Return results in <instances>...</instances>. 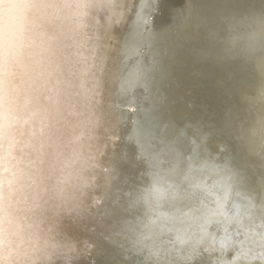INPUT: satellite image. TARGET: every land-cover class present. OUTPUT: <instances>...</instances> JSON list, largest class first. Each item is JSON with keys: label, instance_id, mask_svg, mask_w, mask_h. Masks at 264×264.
<instances>
[{"label": "bare ground", "instance_id": "6f19581e", "mask_svg": "<svg viewBox=\"0 0 264 264\" xmlns=\"http://www.w3.org/2000/svg\"><path fill=\"white\" fill-rule=\"evenodd\" d=\"M114 4L90 20L97 126L83 144L95 163L83 168L85 186L73 193L78 213L49 215L58 243L72 248L61 247L52 264H222L242 248L247 255L236 264H264V150L259 137L246 135L257 104L264 106V0ZM170 145L184 159L195 149L201 162L240 173L256 203L240 234L235 224L226 232L213 222L192 253L196 222L167 219L176 207L187 211L184 204L162 201L157 209L146 199L172 166ZM226 238L230 246L221 249ZM149 249L160 256L149 258Z\"/></svg>", "mask_w": 264, "mask_h": 264}, {"label": "snow or ice", "instance_id": "6c2138e0", "mask_svg": "<svg viewBox=\"0 0 264 264\" xmlns=\"http://www.w3.org/2000/svg\"><path fill=\"white\" fill-rule=\"evenodd\" d=\"M115 7L114 0H0V264H52L61 247L72 251L58 243L49 215L78 213L73 193L85 186L83 168L95 163L83 144L97 126L90 20ZM168 152L172 166L157 175L146 199L157 209L162 201L184 204L187 211L176 207L167 219L196 222L192 253L213 222L224 223L226 232L235 224L240 234L256 207L240 173L227 163L201 162L195 149L186 159L174 146ZM147 239L138 241L141 251ZM241 255H247L243 248L222 264H236Z\"/></svg>", "mask_w": 264, "mask_h": 264}, {"label": "rangeland", "instance_id": "374dc122", "mask_svg": "<svg viewBox=\"0 0 264 264\" xmlns=\"http://www.w3.org/2000/svg\"><path fill=\"white\" fill-rule=\"evenodd\" d=\"M257 94V93H256ZM258 95V94H257ZM258 97V96H257ZM256 97V98H257ZM260 100V99H259ZM261 102V100L259 101ZM254 117L255 119L252 120L253 122V130L254 129H258L259 130V136L256 134V133H253L252 132V129L249 130V133L246 134L248 138L252 137V138H257L259 137L260 138V146L263 148L264 150V106L262 104H257V107L254 111ZM259 127V128H258ZM151 247L154 248V245H152ZM149 258H152V256L150 255ZM148 264V263H146Z\"/></svg>", "mask_w": 264, "mask_h": 264}, {"label": "water", "instance_id": "95a60500", "mask_svg": "<svg viewBox=\"0 0 264 264\" xmlns=\"http://www.w3.org/2000/svg\"><path fill=\"white\" fill-rule=\"evenodd\" d=\"M126 109H127L128 111H133V110H134V108H133L132 106H127Z\"/></svg>", "mask_w": 264, "mask_h": 264}]
</instances>
